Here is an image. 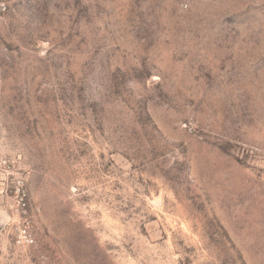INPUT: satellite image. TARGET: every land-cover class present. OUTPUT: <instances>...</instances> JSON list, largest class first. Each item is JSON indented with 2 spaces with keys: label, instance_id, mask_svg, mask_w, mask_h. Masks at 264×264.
I'll return each mask as SVG.
<instances>
[{
  "label": "rangeland",
  "instance_id": "obj_1",
  "mask_svg": "<svg viewBox=\"0 0 264 264\" xmlns=\"http://www.w3.org/2000/svg\"><path fill=\"white\" fill-rule=\"evenodd\" d=\"M7 3L0 264H264V0Z\"/></svg>",
  "mask_w": 264,
  "mask_h": 264
},
{
  "label": "built area",
  "instance_id": "obj_2",
  "mask_svg": "<svg viewBox=\"0 0 264 264\" xmlns=\"http://www.w3.org/2000/svg\"><path fill=\"white\" fill-rule=\"evenodd\" d=\"M8 8L7 0H0V15L3 14ZM34 242L33 235L30 232L29 224L22 225L17 237V243L20 244H32Z\"/></svg>",
  "mask_w": 264,
  "mask_h": 264
}]
</instances>
